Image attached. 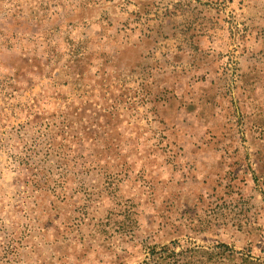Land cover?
Wrapping results in <instances>:
<instances>
[{
  "label": "rangeland",
  "instance_id": "374dc122",
  "mask_svg": "<svg viewBox=\"0 0 264 264\" xmlns=\"http://www.w3.org/2000/svg\"><path fill=\"white\" fill-rule=\"evenodd\" d=\"M0 264H264V0H0Z\"/></svg>",
  "mask_w": 264,
  "mask_h": 264
}]
</instances>
